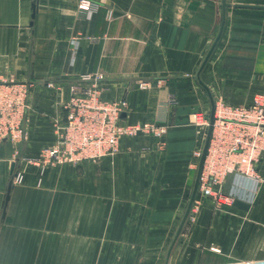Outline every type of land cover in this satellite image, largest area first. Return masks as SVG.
I'll list each match as a JSON object with an SVG mask.
<instances>
[{
    "label": "crops",
    "instance_id": "crops-1",
    "mask_svg": "<svg viewBox=\"0 0 264 264\" xmlns=\"http://www.w3.org/2000/svg\"><path fill=\"white\" fill-rule=\"evenodd\" d=\"M84 77L126 101L122 123L164 124V145L138 135L46 166ZM0 82L28 86L24 138L0 144V264H264V184L229 176L248 209L196 193L182 223L207 134L190 115L264 93V0H0Z\"/></svg>",
    "mask_w": 264,
    "mask_h": 264
},
{
    "label": "built area",
    "instance_id": "built-area-1",
    "mask_svg": "<svg viewBox=\"0 0 264 264\" xmlns=\"http://www.w3.org/2000/svg\"><path fill=\"white\" fill-rule=\"evenodd\" d=\"M81 8L90 9L88 1ZM82 78L69 86L68 100L61 107L64 121L58 122L57 142L46 157L77 165L96 161L114 153L122 138L138 133L162 137L166 126L158 123L124 124L121 116L128 108L126 101H105L101 90ZM143 86V85H142ZM144 88V86H143ZM28 86L18 82H0V144L17 145L24 138L23 122ZM200 114V113H195ZM193 115L196 127H209L204 115ZM264 159V93L246 107H217L213 113L212 132L198 182V193L219 208L235 200L234 192L221 190L226 178L233 176L253 188L264 184L257 165Z\"/></svg>",
    "mask_w": 264,
    "mask_h": 264
},
{
    "label": "water",
    "instance_id": "water-1",
    "mask_svg": "<svg viewBox=\"0 0 264 264\" xmlns=\"http://www.w3.org/2000/svg\"><path fill=\"white\" fill-rule=\"evenodd\" d=\"M213 113H214V111L212 109V111L210 113V118H209L210 119L209 120V124L210 125H209V128L207 130L205 144H204V147H203L200 159H199L198 169H197V174H196V178H195L192 194L190 196V200H189V203H188V206H187V210H186V213H185V216L183 218V222L182 223H184V221L186 220V218H187V216L189 214L190 208L192 206V203H193V201L195 199L196 193H197L198 182H199L200 174H201V171H202L203 161H204V158H205V154H206V151H207V148H208V144H209V139H210L211 132H212ZM14 177H16V172H15V164L13 163L11 165V180H10V182L7 185L6 192H5V195H4V198H3V202H2V216L5 215V210H6L7 203H8L9 197H10V192H11V189H12V179ZM232 206L235 207V208L241 209V210H247L248 207H249L248 204H246L245 202H243L241 200H238V199L233 200Z\"/></svg>",
    "mask_w": 264,
    "mask_h": 264
},
{
    "label": "rangeland",
    "instance_id": "rangeland-1",
    "mask_svg": "<svg viewBox=\"0 0 264 264\" xmlns=\"http://www.w3.org/2000/svg\"><path fill=\"white\" fill-rule=\"evenodd\" d=\"M195 113H193V114H191L190 115V118H189V123H190V125H192L194 128H196L197 130H199V131H201L202 132V134L204 135V133H205V131L206 130H208V126L206 125V126H204V127H196V126H194L193 125V123L191 122L192 121V116L194 115ZM195 115H200V114H195ZM208 118H207V116H204V121L205 122H208ZM56 131V130H55ZM167 132H168V129H167V127H166V132H165V134L162 136V137H156V136H153V135H148V136H152V137H154V138H156V139H158L159 141H158V144H159V146H163L164 145V138H165V136L167 135ZM57 134V133H56ZM138 135H147V134H143V133H138L136 136H138ZM205 136H206V133H205ZM128 138V137H127ZM53 145H55V144H53ZM52 145V146H53ZM52 146H50V147H48V148H46V149H44L43 151H42V153H41V156H42V160H43V163H45V165L46 166H55V165H59V164H69V163H66V162H58L57 160H53V159H50L49 157L47 158L46 157V152L45 151H47L48 149H50ZM118 147H119V144L117 145V150H116V152H114V153H109V154H107V155H105V156H102L101 158H103V157H106V156H108V157H112V156H114L117 152H118ZM193 156L196 158V160L197 159H200V156H201V152H194L193 153ZM100 158V159H101ZM100 159H98V160H96V161H90V162H93V163H97ZM79 164V163H78ZM72 165V164H71ZM198 189V188H197ZM197 193H198V191H197ZM200 194V193H199ZM201 195V194H200ZM205 198V197H204ZM207 199H209V198H207ZM211 200V199H210ZM212 201V200H211ZM213 202V201H212ZM214 204V203H213ZM214 206H215V204H214ZM221 206V205H220ZM94 227V226H93Z\"/></svg>",
    "mask_w": 264,
    "mask_h": 264
}]
</instances>
